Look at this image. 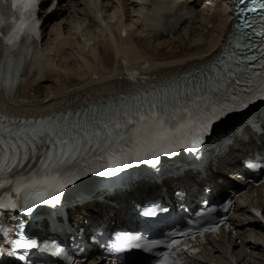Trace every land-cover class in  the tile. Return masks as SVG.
<instances>
[{
    "label": "snow or ice",
    "instance_id": "1",
    "mask_svg": "<svg viewBox=\"0 0 264 264\" xmlns=\"http://www.w3.org/2000/svg\"><path fill=\"white\" fill-rule=\"evenodd\" d=\"M40 4L0 0V90L13 104L25 53L42 39ZM230 9L215 49L158 79L130 73L142 81L135 89L82 93L39 115L0 110V264H89L98 250L111 264H189L201 249L188 241L221 225L235 235L233 201L210 199L218 180L234 181L210 162L217 147L264 143V0H230ZM177 161L186 166L165 170ZM241 164L264 176V154ZM141 185L170 189V202H131L134 228L93 217L100 205L117 207V191L134 201ZM251 213L264 225V211Z\"/></svg>",
    "mask_w": 264,
    "mask_h": 264
},
{
    "label": "bare ground",
    "instance_id": "2",
    "mask_svg": "<svg viewBox=\"0 0 264 264\" xmlns=\"http://www.w3.org/2000/svg\"><path fill=\"white\" fill-rule=\"evenodd\" d=\"M98 1L95 0L90 8L93 13L91 20L95 21L94 23L97 22L96 25L91 23L89 16L83 18L69 16L70 11L67 12L64 7H59L46 18L44 31L50 25L46 33L48 38L40 43L36 53L37 58L42 57L44 62L37 67V71H33L28 66L23 71L21 85L14 94L17 104L11 103L4 91L0 90V109L3 105L8 112L17 115H39L69 103L71 99L82 93L119 92L121 89L127 91L128 85L124 83L123 77H120L124 73L119 70L124 68L121 65V58L130 64L125 67L126 69L137 68L144 73L147 70L151 79H158L162 75L169 74L172 68L180 67L178 62H194L195 59L203 57L206 52L215 49L222 42L224 33L231 23L230 13L226 8L228 0H208L207 7H199L201 0H114L117 2L113 6H109L110 1L101 0V7ZM185 10L195 13L191 24H188L189 20H185L178 29H175L172 38L164 36V31L174 28L179 23ZM102 12L105 13V19L101 16ZM77 13L75 12V15ZM176 15H178L177 21L169 24L168 22ZM193 24H197V27L192 28ZM135 25L136 27L133 28ZM137 25L141 26L140 33L134 36V32L138 31ZM121 26L128 31L127 35L121 34ZM180 28L183 30L180 36L184 39L183 42L178 41V36L182 33ZM172 40H174L173 43H171ZM143 41H146V46L143 45ZM153 43L155 46L152 45ZM75 44L78 45L79 57L77 58H80L83 70L65 80L62 78V70H65L66 60L69 59L65 48ZM168 47L170 49L166 51ZM144 62H148L149 67L144 68ZM40 81L55 82L54 91L53 88L44 87L47 91L44 90L42 94L41 84L36 85ZM33 83L35 86H31ZM28 87L31 88L34 97L27 96ZM18 96L25 97L29 101H20L17 99ZM246 146L234 147L229 149L225 156L215 158L216 170L221 171L227 164L233 163L236 154ZM147 187L148 185H141L138 195L142 193L141 189L144 190ZM263 203L264 200H261V197L253 200V204L260 207ZM98 207L101 209V206ZM118 211L120 213L118 218H120L124 209L118 208ZM107 213L108 211L102 215L106 216ZM110 219L114 220L115 217ZM238 223L240 230L237 235L230 236L226 245L218 247V250L213 253L216 256L219 255L221 260L232 259L233 264L234 262L235 264H241V262L242 264H264L262 247L257 241L253 243L245 239L246 235L250 237L253 230H256L257 240L264 242V236L260 232L261 225L252 217L251 220H243V222L240 220ZM246 227L248 229L242 233L241 231H244ZM238 239L240 242L237 244ZM246 250L249 252L245 253ZM249 256L250 260L245 259Z\"/></svg>",
    "mask_w": 264,
    "mask_h": 264
},
{
    "label": "rangeland",
    "instance_id": "3",
    "mask_svg": "<svg viewBox=\"0 0 264 264\" xmlns=\"http://www.w3.org/2000/svg\"><path fill=\"white\" fill-rule=\"evenodd\" d=\"M95 0H79L78 2L76 1V0H66V4L65 5H63L62 7H64V8H66L67 9V12L68 11H70V13H69V16L70 15H73V16H80L81 18H83V17H85V16H89L90 17V21H91V23L93 24V25H96V23H94L95 21H92L91 20V18H93L92 17V15H93V13L90 11V8L92 7V5H94V2ZM97 1V0H96ZM108 1H110L109 2V6H113V5H115L116 4V2L117 1H114V0H108ZM139 1V0H138ZM99 2V1H98ZM100 2H101V0H100ZM207 3H208V0H201L200 1V5H199V7H207L208 5H207ZM99 5V4H98ZM73 6H74V9H73ZM100 7H101V5H100ZM69 9V10H68ZM81 9H82V11H81ZM75 12L77 13V15H75ZM68 15V14H67ZM82 15H84V16H82ZM102 18L103 19H105L106 18V16H105V13H103L102 12ZM135 18V17H134ZM134 18H133V20H134ZM95 20H97L96 18H95ZM197 24H193V26H192V28H195V27H197L196 26ZM136 27V25L135 26H133V28H135ZM49 29V28H48ZM48 29H47V31H48ZM139 29H141V26H139V25H137V28H136V30H138V31H135L134 32V36L135 35H137V34H139L140 33V31H139ZM135 30V29H134ZM83 33V32H82ZM83 34H85V33H83ZM182 35V34H181ZM181 35H179L178 36V41H182L183 42V40L184 39H182V37H180ZM47 37H48V35H46L45 37H44V39L42 40V42H44V41H46V39H47ZM81 38V37H80ZM160 42H161V40H159ZM174 42V40H172L171 41V43H173ZM143 45L144 46H146L147 45V43H146V41L144 42L143 41ZM153 46H155V44L153 43L152 44ZM174 45H176V44H174ZM67 48H65L66 49V54L69 56H67V58H69V59H67L66 60V68H65V70L63 71L62 70V78L63 79H65V80H68L69 79V76L71 77V76H73L74 74H79V73H81L82 72V70H83V65H82V62H80V58H77V57H79V49H78V45H76L75 44V46L74 45H71V46H66ZM70 47V48H69ZM170 47H171V44H170ZM170 47H168L167 48V50L166 51H168V49H170ZM76 52H77V54H76ZM68 62V63H67ZM58 63V62H57ZM80 63V64H79ZM69 64V65H68ZM58 66H60V64H58ZM69 67V68H68ZM70 70V71H68V70ZM72 69V70H71ZM73 71V72H72ZM64 72V73H63ZM70 72V73H69ZM67 75H66V74ZM65 75V76H64ZM47 80V79H46ZM55 80H56V78H55ZM41 84V90H42V94H43V92H45V91H47V89H44V87H50V88H53L52 90L54 91V88H55V86L53 85V84H55V82H51V81H40V83L39 84H36V85H40ZM31 86H35V84L33 83V84H31ZM31 88L30 87H28V90H26V94H28L27 96H33L34 97V95H33V92L30 90ZM36 89H38V87H36ZM45 90V91H44ZM49 91V90H48ZM40 94V93H39ZM25 95V94H24ZM42 97V96H41ZM17 99H19L20 101H29V99H27V98H21V97H19L18 96V98ZM41 99H43V98H41ZM45 99V98H44Z\"/></svg>",
    "mask_w": 264,
    "mask_h": 264
}]
</instances>
